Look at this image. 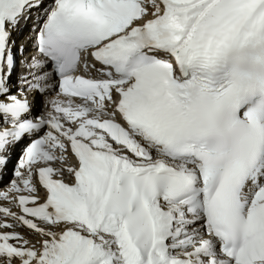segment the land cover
Masks as SVG:
<instances>
[{
	"label": "snow or ice",
	"instance_id": "obj_1",
	"mask_svg": "<svg viewBox=\"0 0 264 264\" xmlns=\"http://www.w3.org/2000/svg\"><path fill=\"white\" fill-rule=\"evenodd\" d=\"M0 264H264V0H0Z\"/></svg>",
	"mask_w": 264,
	"mask_h": 264
}]
</instances>
